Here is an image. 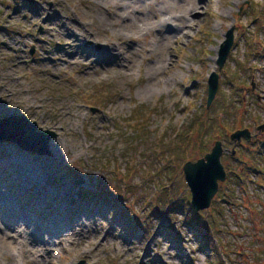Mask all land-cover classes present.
I'll list each match as a JSON object with an SVG mask.
<instances>
[{"label":"rangeland","instance_id":"374dc122","mask_svg":"<svg viewBox=\"0 0 264 264\" xmlns=\"http://www.w3.org/2000/svg\"><path fill=\"white\" fill-rule=\"evenodd\" d=\"M200 3L187 36L160 53L164 69L147 71L158 54L153 34L144 25L119 35L122 18L142 9L135 0H0V119L25 115L56 134L44 155L0 141L1 193L15 220L32 207L38 225L65 230L26 259L21 246L47 236L11 218L15 247L0 264H264V131L235 144L229 138L264 123L262 0ZM230 28L233 43L218 69ZM129 46L137 50L133 69L119 58ZM213 71L218 88L207 107ZM148 80L156 84L145 93ZM138 107L143 120L134 123ZM217 139L233 174L206 210L191 207L206 221L205 241L185 221L191 194L182 166ZM173 199L180 204L166 212Z\"/></svg>","mask_w":264,"mask_h":264},{"label":"bare ground","instance_id":"6f19581e","mask_svg":"<svg viewBox=\"0 0 264 264\" xmlns=\"http://www.w3.org/2000/svg\"><path fill=\"white\" fill-rule=\"evenodd\" d=\"M135 1L141 3L142 9L141 7L138 8L137 6L135 9L132 10L134 16H132L131 11H129V18H127L128 15L127 17L122 18L124 21L126 20V23L120 24L119 30L121 34L119 35L128 36L131 32H136L137 34L140 32V30L144 29L140 26L145 25L146 29H148V31L153 34V38L150 42V45L151 47H153V50L155 52H158V54H156L155 56V59H150L152 62H148L146 68L147 71H159L160 69H164L165 63V59L160 55V53L163 51V49L170 42L171 39H174L177 36H187L188 30L192 28L196 23V21L189 18V16L197 12H202V4L200 3L201 0H153V2L149 0ZM138 12H141V15L139 14L140 18L139 15H137ZM127 26H129V32H127ZM146 50L147 49H145V51ZM136 51V48L131 46H129L125 50L120 51V60H123L124 62H129V67L131 69H133L134 63L137 58ZM153 81L154 80L147 81L143 88V91H145V93L148 92L156 84ZM30 172L31 171L26 170L25 174H28ZM13 192L14 191H12L11 193ZM74 210L75 211H73V213H75L76 216H79L80 211H77L76 208ZM33 211L34 208L32 207L27 210L23 209L21 217L16 216L17 218L15 220V217H13V212L9 206L7 196L5 195V193H1L0 189V220L3 224L0 226V254L4 253L6 247L7 249H11L10 252L14 251L15 246L12 244L16 242V238L6 233L7 226L11 225V222L8 221L12 220L11 218H14L12 222L17 224V227L24 225H36L37 229L42 228V231L47 236V238L45 239H41L40 237V244L34 247H30V249L28 247L25 248V246L23 245L21 246V254L23 258L26 259L27 254L29 256H32L36 254V252L44 251L46 249V246L52 245V238L55 237V235H57L58 237H63V235H65L64 229L62 232L58 230L54 231L53 227L51 228L49 225H47V222L43 223L42 225H38L37 220L34 217H31ZM36 235L38 234L34 233V236ZM24 240L25 239L22 238L21 243H23ZM62 240L63 239H61L60 241ZM13 255L16 256L15 253H13Z\"/></svg>","mask_w":264,"mask_h":264},{"label":"water","instance_id":"95a60500","mask_svg":"<svg viewBox=\"0 0 264 264\" xmlns=\"http://www.w3.org/2000/svg\"><path fill=\"white\" fill-rule=\"evenodd\" d=\"M232 43L233 28H230L224 34V40L218 49L216 59L218 69L224 64ZM217 88L218 74L213 71L207 79V107L212 102ZM260 131H264V123L256 127L255 134H252L245 127L230 133L229 138L234 144L240 142L242 138L249 141ZM3 132L10 138H4L2 136ZM55 136L56 134L53 131L38 127L35 121L30 120L25 115H10L0 119V141L10 140L18 146L34 151L39 155L49 154V140ZM224 151L227 150L223 147L222 140L217 139L211 149L202 157L197 158L195 161L187 160L182 166L184 179L191 194L190 204L195 211L206 210L209 207L212 198L218 190L219 182H223L226 178L227 172L221 162V155ZM230 154H235L234 149L230 151ZM75 183H82V179L79 178ZM75 264H83V261H78Z\"/></svg>","mask_w":264,"mask_h":264},{"label":"trees","instance_id":"16d2710c","mask_svg":"<svg viewBox=\"0 0 264 264\" xmlns=\"http://www.w3.org/2000/svg\"><path fill=\"white\" fill-rule=\"evenodd\" d=\"M261 5H262V8H263L262 9V11H263L264 10V0H262V4ZM262 15L264 16V14H262ZM258 19H260L259 21H260V23H262L261 16H259ZM263 26H264V23H262L261 27H263ZM261 27H259V28H261ZM140 112H141L140 107H138L137 112H135V111L133 112L134 114L136 113L134 115V118H135V121H133L134 123H138V122L143 120V119L140 118V116H138V113H140ZM129 119L131 120V118H129ZM194 126H196L195 128H197V126H199L198 129H202L201 132H200L201 133L200 137H201V135L203 137L205 135V130H203L205 127L202 124H199V123L196 124V122H195ZM198 145H200V144H198ZM205 152H207V148H205L204 146H200V154L205 153ZM236 155L240 156L239 151L236 152ZM251 170H254L256 172H260L259 168H251ZM241 173H243V171H241ZM232 174L233 173H231L229 170L227 171V175H226L227 180L232 176ZM239 179L242 180V177L239 176ZM168 199H170V198H168ZM178 200L179 199H173L172 201L168 202L169 204L166 205V212H168V211L170 212L171 210L177 208L178 205L180 204V203H178ZM195 214L196 213L193 212V209L191 208V206L190 207L188 206V211L185 214V221L189 224V226L191 228L197 230L198 233L200 234V236H202V238L205 241H208L209 240L208 239L209 229H208V227L206 225V221L202 220L199 216H195Z\"/></svg>","mask_w":264,"mask_h":264}]
</instances>
